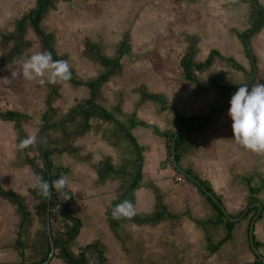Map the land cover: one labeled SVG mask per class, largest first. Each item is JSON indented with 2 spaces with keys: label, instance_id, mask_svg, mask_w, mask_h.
<instances>
[{
  "label": "crops",
  "instance_id": "crops-1",
  "mask_svg": "<svg viewBox=\"0 0 264 264\" xmlns=\"http://www.w3.org/2000/svg\"><path fill=\"white\" fill-rule=\"evenodd\" d=\"M259 2L264 6V0ZM83 7L73 6L70 11L81 13ZM92 8L99 12L96 5ZM133 8L137 14L127 17L118 30L116 24L92 21L82 28L79 22L67 23L57 15L52 27L47 24L44 28L55 34L57 54L68 61L73 74L85 80L110 69L88 49V42L96 43L103 54L116 57L126 40L130 48L96 93L95 103L100 107L84 103L92 95L88 86L63 82L73 102H55L62 111L51 118L53 104L48 103L45 87H38L45 93L40 105L26 101L35 96L30 81L23 78L10 84L8 80L6 91L0 85V97L13 98L3 100L0 109L21 111L24 129L21 133L15 120L0 118L7 126L0 130V138L7 139L9 145L6 150L0 148V262H37L51 248L47 264H69L62 248L51 246L48 217L35 209L38 199L31 188L41 172L30 159L44 165L39 144L23 151L16 147L30 135H39L44 148L55 149L51 173L55 180L61 176L68 180L65 189L71 216L66 217L63 231L81 223L78 234L66 246L77 261L84 249L86 264H245L259 259L249 236L253 220V240L259 242L257 248L264 256V155L235 142L228 116L230 95L241 85H248L250 91L256 82L264 84V52L260 53L264 41L253 42L264 34V26L251 37L259 66L255 79L238 34L256 19L258 5L253 0H154L139 7L141 10ZM5 10L0 0V12ZM49 15L50 10L44 18ZM212 48L233 57L244 69L216 56L208 68L194 67V78H187L183 56L190 52L194 62H201ZM11 56H0V73L22 72L15 66L21 59ZM76 89L80 90L77 94ZM75 106L76 112L67 116ZM101 107L123 127L106 117ZM220 107L199 124L196 119L184 124L176 117L177 113L185 118L207 115ZM25 109L41 111L39 124L32 130L25 128ZM44 112L49 126L42 129ZM162 132L175 134L181 168L208 180L228 214L239 215H230L236 220L232 235L217 248L227 233L225 221H215L218 210L195 180L186 175L176 178L180 171ZM179 134L181 139L176 141ZM251 188L257 192L252 193ZM124 200L132 201L136 215L113 219L112 209ZM255 206L256 214L255 210L241 214Z\"/></svg>",
  "mask_w": 264,
  "mask_h": 264
},
{
  "label": "trees",
  "instance_id": "trees-1",
  "mask_svg": "<svg viewBox=\"0 0 264 264\" xmlns=\"http://www.w3.org/2000/svg\"><path fill=\"white\" fill-rule=\"evenodd\" d=\"M55 1L56 0H36V6L31 7L26 13H24L18 19L17 29H18L19 33L21 34V32H23L25 30L27 23H30V25L33 27L34 31L39 35L41 41L43 42V44L47 48V51L52 53L53 59L54 60H62V58L57 54L56 49H55V44H54L55 34L53 32L46 31L41 24L42 19L48 14L49 10L51 8H53ZM253 1H254V3H256L258 5V13H257L256 19L253 21V23L251 24V26L249 28L245 29L243 32H239L238 34L243 39L245 52L248 55V57L251 59V62H252V71L251 72L253 75V79H255V75H256V72H257L259 66H258L257 54L254 51L252 44H251V37L255 33L259 32L261 30V28L264 26V6L259 2V0H253ZM129 48H130V46L127 44L126 40H124L122 42L120 48H119V54L116 57H111V56H108L106 54H103L101 52V49L99 48V46H97L96 43L88 42V49L90 51L94 52L96 54V57L98 58V60H100L103 64L110 66V69L108 71L100 74L97 78L87 79V80L73 74V71L71 70L72 77H71L70 81L74 84L86 85L92 91L91 97L84 100V103H87V104L93 103L94 105H97L98 107H100L98 104L95 103V97H96V93L98 91V88L103 83H105L110 78V76L116 71L117 67L120 65V59H121L123 53H125ZM216 56H220L222 58L227 59L230 63H232V65L234 67H236L238 69H244L243 65L240 64L238 61H236L233 57H225L218 49L212 48L209 55L207 56V58L201 62H194L193 56L190 52H187L183 56L182 63H183V67H184L186 77L190 78V79L194 78V67H196L199 70H204L211 65V63L213 62V60ZM230 100H231V95H230ZM229 104H230V101L228 102V105ZM77 107L78 106L72 107L67 116L75 113L77 110ZM101 108H102L103 113L106 117L115 119L116 122L119 123L120 126L123 127V125L119 122V120L117 118L114 117V115L111 112H109L106 108H103V107H101ZM221 109H222V107L212 111L211 113H209L207 115H199V116H196L193 118H185L178 113L176 114V117L179 120H181L184 124H187L192 119H196V124H199V123L203 122L204 120L210 119L213 115H215ZM22 116H23V113L17 109H12V108H9L6 110L0 109V118L15 120L16 125L19 128V131L21 133L24 132V129L20 123V119ZM47 117H48L47 112H44L43 118H44L45 122L42 126V129H45L49 126V123L47 121ZM133 123H144V122H142V121L137 122L134 120ZM128 134L135 141L134 137L129 132H128ZM162 134L167 137L168 152H169V154H171L170 148H171L172 141L175 137V134L172 132H162ZM37 137H38V140L40 141V136L37 135ZM180 139H181V134H179L176 137V141H178ZM38 144H39L40 152L43 153V156L45 158V163L43 166H39V165L35 164L32 159H30V161H31L32 165L38 171L41 172V177H43V179L45 181H49V182L54 181L55 175L51 173V166H52L51 153L53 151H55V149L44 148L42 146L41 142H39ZM135 144L138 147V149L140 150V147L136 141H135ZM175 157L177 160L179 159L176 148H175ZM186 171L188 173L192 174L194 176V178L200 182L201 186L206 187L208 190H210L216 196V198L221 202L219 196H217V194L215 193L214 189L212 188V186L208 180L199 177L191 169H186ZM139 172H140V170H139ZM136 183L137 182H134L132 185H135ZM31 191L34 194V196L38 199V203L35 206L36 211H39L48 217L50 206L54 203V198H55L54 188L51 191L50 199H44L41 195H39L38 189L36 187L31 188ZM64 191L66 193H68L66 191V189H64ZM251 191H252V193L257 192V190L255 188H251ZM207 197L218 210V218H216L215 221L216 222L225 221V224L227 226V233L217 243V245L215 247V248H217L219 245H221V243H223L224 241H226L228 238L231 237L232 229L236 223V220L228 219V217H226V215H225L224 210L214 200V198H212L211 196H208V195H207ZM252 210H255L254 214H256L258 211V207L257 206L250 207V209H248L246 211L244 210L243 212H241V214H244V216H245L247 213H249ZM64 212L66 214V217L71 216V212H70V208H69L68 204L65 205ZM230 215L233 217L239 216V215H236L233 213H230ZM253 217L254 216H252V218ZM80 227H81V223L78 222L68 231H63V232H60L59 234H53L52 238H51V241L55 246L58 245L62 248L63 257L69 264H86L87 263V258H86L84 249H82V251L79 255V260H80V262H79L73 257V255L67 250V247H66L67 244L78 234ZM254 242H255L256 247H258L259 242L256 239L254 240ZM50 253H51V248L48 250V252L44 256V258L40 261H37V262H25L24 260H22L20 262H0V264H47L49 259H50ZM153 264H156V263H153ZM245 264H264V262L260 259H256L255 261L248 262Z\"/></svg>",
  "mask_w": 264,
  "mask_h": 264
},
{
  "label": "rangeland",
  "instance_id": "rangeland-1",
  "mask_svg": "<svg viewBox=\"0 0 264 264\" xmlns=\"http://www.w3.org/2000/svg\"><path fill=\"white\" fill-rule=\"evenodd\" d=\"M152 1L154 0H56L54 2L53 8L50 9V15L42 19L41 24L45 29V26H48L47 24L52 27V25L56 21L54 15H57L59 19L67 23H71L72 21L79 22V26H81L82 28L86 26L84 23L92 21L94 23L98 22L105 25L116 24V30H118L122 22L125 21L127 17L133 18V16L137 14L134 11V6L138 7L137 10H141L139 9V7L143 8L144 6H149ZM3 4L8 10L0 12V56L4 57L7 55H13L11 57L16 56L17 58L15 59H21L22 55L31 56L35 53L45 51L44 44L41 43L42 41L40 40L39 35L34 31L29 23H27L25 30L21 32V34L17 29L18 19L29 9V7L36 5V0H3ZM86 5H88L89 8L85 7ZM95 5L97 6L95 10L97 9L99 12H94V8L92 7ZM73 6H84L83 12L77 14L75 12L73 13V11H70ZM251 6V2L247 4L248 9H251ZM13 9L15 10L12 11ZM249 13L251 14V11ZM263 38L264 34L260 35L259 37H255L253 39V42L255 43V41L258 40L264 41ZM260 51V53L264 52L262 46H260ZM14 63H17V61H15ZM18 64L19 65H15L17 66L16 68L21 67V63ZM1 69L2 65L0 64V70ZM17 71L18 70L16 69L15 73L20 74L19 76L16 75L15 77H13L11 74L6 75L5 73H0V85H2V91L7 90L4 86V84L6 83L3 78L8 77L10 84H12L13 82L19 83L20 79H23L22 72ZM30 82L32 83L31 88L35 90V92H32L35 96H32V98L27 99L26 101H29L32 104H44L45 93H43L39 88L45 87L46 90H48V92H46V95L48 94L49 96L48 103L53 104V107L49 113L51 118L55 117V113H57L56 115H60L62 111L60 106L56 107L55 102H60L62 105L73 102V99L71 98L72 93L69 88L66 89V83H63V85L60 86L59 84L40 85L38 81ZM57 89L58 93H56ZM61 90H64L63 95L61 93ZM79 91V89H76L74 93L77 94V92ZM3 100L12 101L13 98L6 95L1 96L0 105ZM35 107H37V105H35ZM40 112L41 111L35 112V110L33 109L26 110V116L23 118V122L25 121L24 124L26 123L25 128L28 127L32 130L34 129V127L38 126L39 121L37 120V117L40 115ZM2 128L7 129V126L6 123L0 121V130ZM8 146L9 145L7 139L4 138L3 140H1L0 138V148H2V150H6ZM146 258H149V256H147Z\"/></svg>",
  "mask_w": 264,
  "mask_h": 264
},
{
  "label": "clouds",
  "instance_id": "clouds-1",
  "mask_svg": "<svg viewBox=\"0 0 264 264\" xmlns=\"http://www.w3.org/2000/svg\"><path fill=\"white\" fill-rule=\"evenodd\" d=\"M22 76L26 81H38L40 85H57L71 80L72 72L67 60H54L52 53L42 51L31 56L21 57ZM13 77L18 73H11ZM5 83L8 77L3 78ZM228 116L232 120V132L235 142L243 148L264 155V84L256 82L249 91L248 85H241L232 95ZM40 141L36 135H30L18 143V150L23 151ZM35 187L44 199H50L54 188L69 199V192L64 189L68 180L61 176L54 181H45L43 177H35ZM136 215L135 206L130 200H124L112 209L115 220L132 219Z\"/></svg>",
  "mask_w": 264,
  "mask_h": 264
},
{
  "label": "built area",
  "instance_id": "built-area-1",
  "mask_svg": "<svg viewBox=\"0 0 264 264\" xmlns=\"http://www.w3.org/2000/svg\"><path fill=\"white\" fill-rule=\"evenodd\" d=\"M183 177L184 174L182 172L176 175L177 179H182ZM54 194V203L50 206L48 213V224L51 228L52 235L63 232V223L66 219L64 207L68 204V199L65 200V197L58 193L55 189Z\"/></svg>",
  "mask_w": 264,
  "mask_h": 264
},
{
  "label": "water",
  "instance_id": "water-1",
  "mask_svg": "<svg viewBox=\"0 0 264 264\" xmlns=\"http://www.w3.org/2000/svg\"><path fill=\"white\" fill-rule=\"evenodd\" d=\"M171 153H172L171 158H172V160H173V162H174L176 168H177L180 172H182L184 175H186V176L190 177L191 179L195 180V181L200 185V182H199L198 180H196V179L194 178L193 175L189 174L186 170H184L183 168H181V166L179 165V163H178V161H177V159H176V157H175V141H173V143H172V146H171ZM200 186H201V185H200ZM201 187H202V189L205 191V193H206L207 195H209V196H211L212 198H214V200H215L218 204H220V206L223 208V210L225 211V213H226V215L228 216V218L231 219V220H233L234 218L231 217V216L228 214V212H227V211L225 210V208L221 205V203L218 201V199L215 197V195H214L210 190H208L206 187H203V186H201ZM258 206H259V208H261V204H260V203H258ZM256 217H257V215L255 216V218H256ZM48 229H49V232H50V237L52 238V232H51V228H50V226L48 227ZM253 230H254V220L251 222L250 230H249V236H250V240H251V245H252V248H253L255 254L258 256V258L264 262V256L260 253L259 249L256 247V245H255V243H254V240H253ZM51 246H52V248L54 247V244L52 243V241H51Z\"/></svg>",
  "mask_w": 264,
  "mask_h": 264
}]
</instances>
